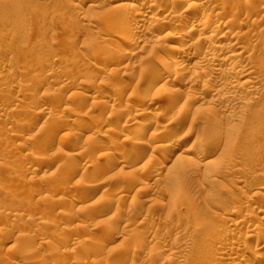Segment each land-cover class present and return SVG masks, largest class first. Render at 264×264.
Returning <instances> with one entry per match:
<instances>
[{
    "label": "rangeland",
    "instance_id": "1",
    "mask_svg": "<svg viewBox=\"0 0 264 264\" xmlns=\"http://www.w3.org/2000/svg\"><path fill=\"white\" fill-rule=\"evenodd\" d=\"M263 12L264 0H0V264H260ZM202 16L237 26L224 39L192 25ZM188 40L237 42L254 72L226 73L243 81L230 91L226 74L176 56Z\"/></svg>",
    "mask_w": 264,
    "mask_h": 264
},
{
    "label": "bare ground",
    "instance_id": "2",
    "mask_svg": "<svg viewBox=\"0 0 264 264\" xmlns=\"http://www.w3.org/2000/svg\"><path fill=\"white\" fill-rule=\"evenodd\" d=\"M146 1V0H145ZM147 1H149V0H147ZM152 1V0H151ZM212 2V1H211ZM209 4V3H208ZM135 7V6H134ZM136 8V7H135ZM135 8H133L134 9V11L137 13L139 10L136 8V10H135ZM132 9V8H131ZM260 12V11H259ZM262 12V11H261ZM131 13V12H130ZM264 13V12H263ZM137 14H140V13H137ZM176 14V13H175ZM257 14V13H256ZM130 15V16H129ZM128 16H125V17H123V19L122 20H125V21H128L130 18H132V16H135L136 14H134V15H131V14H129ZM202 15V14H201ZM252 15V14H251ZM251 15H250V17H251ZM205 16H207V15H205ZM249 16V15H248ZM173 17V16H172ZM233 17V16H232ZM249 17V18H250ZM157 18V17H156ZM161 18V17H160ZM163 18V17H162ZM169 18V17H168ZM261 19L262 20H260V21H263V22H261V23H263L264 24V14L262 15V17H261ZM131 20V19H130ZM164 20V19H163ZM230 20H231V17H230ZM230 20H224V21H222V22H220L219 24H215V23H213V22H208L207 21V17H200L199 19H197V20H193L192 21V25L193 26H195V27H204V29H210L211 31H212V33H214V34H212V35H219L220 33H222V34H220V37L221 38H228V36H227V34H229L230 35V31H229V26H230V24L232 23V22H230ZM235 21V20H234ZM161 22V21H160ZM167 22V21H166ZM237 23H238V21H236ZM245 22V21H244ZM256 22V21H255ZM126 23V22H125ZM155 23V22H154ZM242 23V22H241ZM258 24V23H257ZM262 24V25H263ZM233 25H235L234 23L233 24H231V26H233ZM239 25V24H238ZM192 26V27H193ZM235 26H237V25H235ZM240 26V25H239ZM238 26V28H241V27H239ZM195 27H193V28H195ZM259 27V26H258ZM123 28V27H122ZM192 28V29H193ZM201 28V29H202ZM200 29V30H201ZM227 29H228V31H229V33H228V31H227ZM234 29H235V27H234ZM242 29V28H241ZM240 29V30H241ZM122 30H125V29H122ZM138 30H140V26H137V27H135V28H132L131 30H128L127 32H128V34H126V32L124 33V34H121V36H120V38H121V40H124V41H126L127 43L130 41V40H132V38H134L133 36H135L139 31ZM194 30V29H193ZM192 30V31H193ZM254 30V29H253ZM192 31H190L191 33H192ZM197 31V30H196ZM196 31H194V32H196ZM242 31H243V29H242ZM163 32V31H162ZM170 32V31H169ZM188 32V31H187ZM199 32V31H198ZM236 32V31H235ZM239 32V31H238ZM248 32V31H247ZM247 32H245L246 34H247ZM264 33V28H262V31H261V33ZM121 33H123V32H121ZM191 33H189L188 35H191ZM201 33V32H200ZM204 33V32H203ZM169 35H165L166 36V38H169L170 40H173V39H175V38H179L178 37V35H177V33L176 32H173V33H168ZM187 35V34H186ZM240 35V34H239ZM141 36V35H140ZM164 36V35H163ZM182 36H184V35H182ZM181 36V37H182ZM231 36V35H230ZM180 37V38H181ZM185 37V36H184ZM190 37V36H189ZM199 37V36H198ZM236 37V36H235ZM186 38V37H185ZM207 38V37H206ZM232 38H234L233 36L231 37V40H232ZM157 39V38H156ZM183 39V38H182ZM214 39H215V37H214ZM217 39V38H216ZM238 39V38H237ZM137 40V39H136ZM164 40H165V37H164ZM166 41V40H165ZM183 41V40H182ZM182 41H181V44H182ZM205 41V40H204ZM215 41V40H214ZM233 41V40H232ZM239 41V40H238ZM134 42H135V40H134ZM183 42H185V40L183 41ZM209 42V41H208ZM239 42H241V41H239ZM131 43V42H130ZM145 43V42H144ZM193 43V42H192ZM228 43V42H227ZM115 44H117V43H115ZM133 44V43H132ZM190 44V45H189ZM118 45V44H117ZM183 45V44H182ZM181 45V47L179 46L178 48H176L175 50H176V56H180V57H184V58H186L187 60V63L189 64V63H191V65H199V64H204L203 66H205V64H207L208 66H213L214 67V69H212V70H214V74H216V75H221L222 73H223V75L224 74H226V73H228V72H230L231 70H233L235 67H237L238 65L240 66L241 64H244V67H239V69H242L241 71H240V73H239V75H241L240 77L241 78H246V77H249V75L251 74V73H253L254 72V68L252 67V66H250L251 65V63H248L250 60H249V54L247 55L246 54V48L245 47H243L242 45H239V43H237V42H234V43H232V45L230 44V45H226V43L223 45V44H218V45H216V44H211V43H208V44H206V45H202L203 47H202V49H200V48H197V46H196V44H195V46L193 47L192 45H191V42L188 40V43H186V47L185 46H182ZM121 46V45H120ZM200 47V46H199ZM121 48V47H120ZM170 48V47H169ZM100 49V48H99ZM167 49V48H166ZM189 49L191 50L192 49V51L191 52H189ZM98 50V49H97ZM170 50V49H169ZM168 50V51H169ZM172 50V49H171ZM167 51V50H166ZM167 51V52H168ZM173 51V50H172ZM203 51H206L207 52V55H202L203 54ZM92 52V51H91ZM101 52V51H100ZM165 52V51H164ZM99 54V53H98ZM90 55L91 56H97V52L96 51H93L92 53H90ZM158 57V56H157ZM161 57V56H160ZM174 58V57H173ZM172 60V59H171ZM185 60V59H184ZM249 60V61H248ZM185 62V61H184ZM253 63V62H252ZM248 64H250L248 67H247V65ZM220 65H226L227 66V68H226V66H225V70H221L220 69ZM246 65V66H245ZM202 67V66H201ZM224 69V68H223ZM236 69H238V68H236ZM244 69V70H243ZM257 70V69H256ZM168 71V70H167ZM172 71V70H171ZM233 72V71H232ZM168 73H172V72H169L168 71ZM159 75H157V76H155V79L153 80V81H151V86H155V85H157L158 83V81H159V79H162V78H165L163 75L164 74H161L160 72L158 73ZM238 74V73H237ZM170 75H173V74H170ZM222 75V76H223ZM231 74L229 73V76H230ZM196 76V75H195ZM211 76V75H210ZM217 76V77H218ZM225 77H227V74L226 75H224ZM223 76V77H224ZM236 76V75H235ZM199 77V76H198ZM196 79H197V77H195ZM215 78V77H214ZM221 78V77H220ZM228 78V77H227ZM200 79V78H199ZM229 79V78H228ZM227 79V80H228ZM231 79V78H230ZM229 79V80H230ZM162 80H164V79H162ZM198 80V79H197ZM226 80V81H227ZM236 80V79H235ZM238 81L236 82V81H234V80H230V82L227 84H225V88L226 89H230V91L232 90V89H234V88H238V87H241L242 86V84H241V82H243V81H239V79H237ZM241 80V79H240ZM189 81H190V79H189ZM247 81V80H246ZM192 82V80L190 81V83ZM196 82V81H195ZM195 82L193 83V84H195ZM251 82V81H250ZM189 83V84H190ZM197 83H198V81H197ZM247 83H249V81H247ZM246 83V84H247ZM192 84V85H193ZM253 85V84H252ZM248 86V85H247ZM222 87V86H221ZM224 88V89H225ZM240 89V88H239ZM219 90H220V87H219ZM218 90V91H219ZM234 91V90H233ZM238 91V90H237ZM222 92V91H221ZM219 94V93H218ZM227 95H229V94H227ZM227 95H225V96H227ZM234 95V94H233ZM220 97H222V96H220ZM224 97V96H223ZM188 98V97H187ZM228 98H230V101L232 100V96L231 97H229L228 96ZM178 99H180V98H178V97H173L172 98V101L170 102V103H168L167 104V106H166V111L167 112H172L174 109H175V107H176V104L178 103L177 101H179ZM190 99H192V98H190ZM190 99H187V101L190 103ZM227 99V98H226ZM222 101V100H221ZM237 101V100H236ZM235 101V102H236ZM224 102V101H223ZM222 102V103H223ZM229 102V101H228ZM233 102V101H232ZM246 102V101H245ZM234 103V102H233ZM137 113V112H136ZM139 115H141V114H138L137 116H139ZM186 121V120H185ZM42 125H44V124H42ZM148 127V126H147ZM42 128H45L44 129V131H46L47 129H46V125L43 127L42 126ZM88 128V127H87ZM141 131L142 130H146V127H145V125H142L141 126ZM112 129V128H111ZM91 130V129H90ZM113 130H114V128H113ZM115 131V130H114ZM170 133V132H169ZM45 134V133H44ZM50 134V133H49ZM48 135V134H47ZM46 135V136H47ZM78 135V134H77ZM171 136V135H170ZM43 137V136H42ZM44 137H45V135H44ZM43 137V138H44ZM49 137H50V135H49ZM42 140V139H41ZM44 140H45V138H44ZM114 140V139H113ZM110 145H106L105 146V148H101L102 150H105V152L102 154L103 156H104V158L106 157L107 158V156L109 155L108 153H109V150L111 149V147L113 146V144H112V142H110L109 143ZM217 144V143H216ZM220 144V143H219ZM180 144H177L175 147H173V149H172V153L176 150V148H177V151H178V146H179ZM16 146V145H15ZM218 146V145H217ZM217 146H214V147H216L217 148ZM163 146L161 145V146H159L158 145V149H161ZM15 148V147H14ZM213 148V147H212ZM114 150V149H113ZM207 150V149H206ZM212 151L214 150V148L213 149H211ZM210 150V151H211ZM143 150H141V152H142ZM211 151V152H212ZM122 152H124V151H122ZM121 152V153H122ZM140 152V150L138 151V152H136L135 154H134V156H133V158H135V160L137 161L138 159H140V156H141V153H139ZM146 152V151H145ZM211 152H209V153H211ZM172 153H171V155H172ZM207 153H208V151H207ZM111 154V153H110ZM124 154V153H123ZM126 154V153H125ZM144 154V153H143ZM206 155V154H205ZM124 156V155H123ZM173 156V155H172ZM102 157V156H101ZM100 157V158H101ZM125 157V156H124ZM143 157V156H142ZM103 158V159H104ZM172 158V157H171ZM177 158V157H176ZM109 159V158H108ZM107 159V160H108ZM134 159H133V161H135ZM136 161H135V163H136ZM31 167H26V168H24L23 169V171H22V173H23V175H26V174H28V172H30L31 171V169H30ZM35 169V168H34ZM33 169V170H34ZM144 169H145V167H144ZM37 170V169H36ZM155 172H156V170H154ZM32 172V171H31ZM77 172V167L75 168H73V171L71 172L72 173V175L74 174V173H76ZM78 174V173H77ZM244 179V178H243ZM98 180V179H97ZM240 181V180H239ZM241 183V182H240ZM58 189H60L59 188V186L58 187H53L51 190H52V195H54V194H58ZM54 193V194H53ZM257 193H258V191H257ZM261 194V193H260ZM260 196V195H259ZM249 197V196H248ZM261 197V196H260ZM264 198V197H263ZM235 211V210H234ZM238 211V210H237ZM262 211V210H261ZM263 214H264V211L262 212ZM264 218V217H263ZM127 226H129V225H127ZM255 231V230H254ZM218 233V232H217ZM1 234V233H0ZM247 236H250V235H247ZM178 238V237H177ZM218 239V238H217ZM178 241V240H177ZM226 245L227 246H225V249L227 248L228 250H230L231 251V253H232V255L233 254H235V255H239V253H241V252H243L245 249L242 247L241 248V246L240 245H237L236 244V242L235 241H233V240H231V241H229L228 243H226ZM260 245V244H259ZM11 246V245H10ZM221 246V245H220ZM224 246V245H223ZM243 246V245H242ZM264 246V245H263ZM259 247V246H258ZM261 248V247H260ZM246 249H248V248H246ZM174 250V249H173ZM172 250V251H173ZM171 251V252H172ZM245 251H247V250H245ZM250 251V250H249ZM245 253V252H244ZM22 256V255H21ZM242 256H243V254H242ZM245 256V255H244ZM133 257H134V255H133ZM132 257V258H133ZM235 257V256H234ZM239 259V258H238ZM241 259V258H240ZM233 260V259H232ZM244 261V260H243ZM243 262H242V260H239V262L237 261L236 262V260H233V262H231V264H242ZM260 264H264V258H263V260L260 262Z\"/></svg>",
    "mask_w": 264,
    "mask_h": 264
}]
</instances>
